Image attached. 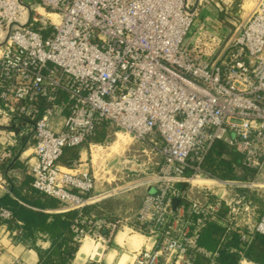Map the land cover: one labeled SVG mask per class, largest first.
I'll return each instance as SVG.
<instances>
[{"label":"built area","instance_id":"1","mask_svg":"<svg viewBox=\"0 0 264 264\" xmlns=\"http://www.w3.org/2000/svg\"><path fill=\"white\" fill-rule=\"evenodd\" d=\"M208 2L0 0V119L27 127L32 185L59 199L58 212H81L112 195L94 192L96 176L81 168V153L72 163L61 161L67 148L91 149L90 136L104 122L134 139L149 138L162 159L156 172L120 188L148 187L134 217L73 220L80 245L87 238L108 244L125 230L152 240L134 250L132 264H217L219 252L200 243L203 228L229 227L241 205L229 198L231 190L264 187L215 177L204 164L221 140L264 175V0L232 33L196 24ZM9 134L0 147L5 191L1 164L15 157L18 132ZM0 216L11 212L2 207ZM254 228L264 235V209ZM241 237L250 240L245 231ZM202 256L207 263L198 261ZM246 261L241 254L239 264Z\"/></svg>","mask_w":264,"mask_h":264},{"label":"trees","instance_id":"2","mask_svg":"<svg viewBox=\"0 0 264 264\" xmlns=\"http://www.w3.org/2000/svg\"><path fill=\"white\" fill-rule=\"evenodd\" d=\"M108 126L116 128L112 122L106 121L101 125L96 134L90 136V140L103 139L105 129ZM15 128L18 132H21L23 129L27 131V127L22 123L16 125ZM20 140L19 145L23 147L26 140L25 133L20 134ZM70 155H73L71 148H67L61 161H66L65 157H69ZM160 160L162 162L161 157ZM161 162H157V166ZM19 164L18 160L12 159L9 163L1 164V166L3 169L7 168L9 170L14 169ZM204 164L207 168L218 171L223 175H229L230 177L252 178L257 175L255 170L243 165L241 155L232 146L221 140L216 141L212 145ZM7 177L12 186L13 193L19 198L16 199L9 193L0 194V208L5 207L11 212V217L8 219L0 216V222H7L10 227L19 229L25 236H34V234L40 232L50 239V247L43 252L40 251L42 264H70L78 248V243L74 239L71 228L72 222L78 216H94L93 211L96 212L95 210L99 206L93 204L81 212L73 210L64 213L35 209L32 206L55 208L60 206L61 202L59 199L33 187L31 174L18 178L9 172L7 173ZM261 193L262 191L260 190L244 191L239 188L233 189L230 192L232 199H241V204L250 207V214L253 220L252 226L243 225L239 221V216L233 218L232 216L234 215H232L229 218V227L208 222L205 228H203L200 243L208 245L219 252L217 264H239L241 254H244L249 261L264 264V235L258 233L254 228L264 209V200ZM194 195L203 197L205 196V192L194 190ZM222 210V214L227 212V209ZM242 231H245L250 236L249 241L242 239ZM231 248H234V250H230ZM200 259L198 258V261Z\"/></svg>","mask_w":264,"mask_h":264},{"label":"crops","instance_id":"3","mask_svg":"<svg viewBox=\"0 0 264 264\" xmlns=\"http://www.w3.org/2000/svg\"><path fill=\"white\" fill-rule=\"evenodd\" d=\"M195 0H190V2H194ZM258 0H209V2L202 6L198 17L196 19L197 23H204L209 26L214 27L218 31H225V26L227 24L232 25V22H237L238 18L246 17L250 11L254 8L255 4ZM225 18V19H224ZM225 20H228L225 22ZM15 126L8 125L5 119H0V147L5 146L8 141V137L10 136L9 131ZM18 132V131H17ZM26 134L25 145L20 147V134ZM28 140V132L26 130H22L18 132L17 135V144L13 147L15 152L14 160H18L20 163L14 169H3L1 166L2 172L6 175L11 172L13 175L18 178L24 177V175L30 174L29 171V158L31 149ZM72 156L70 155L66 161H62L63 163H69L72 157H75L74 154L83 153L78 150L71 149ZM10 161L6 162L9 163ZM25 165V166H24ZM8 180V190L5 191L0 189V194L9 193L16 199L17 197L13 191L10 181ZM260 189L264 190L259 186ZM148 191V189H147ZM231 199V196H229ZM237 200L238 199H234ZM142 203V201H141ZM27 204V203H25ZM28 205V204H27ZM139 205L138 209L140 208ZM35 209L44 210L46 212H58L57 208H40L37 206H32ZM137 209V211H138ZM136 211V212H137ZM223 210L221 211V214ZM225 215V214H223ZM239 216V217H238ZM239 218V221L245 226H252L253 220L252 215L250 214V207L244 204L238 206L237 213L233 216V218ZM216 225L223 226L217 222H213ZM126 232H121L116 235V245L114 244L109 249L101 250L96 245L91 244V240L85 239L87 243H83L78 246L75 251L74 257L71 260L70 264H132L133 260V252L137 248L141 246L150 247L152 244V240L140 233L128 234L124 235ZM127 234V233H126ZM90 244H89V243ZM51 244V240L46 238L42 233H36L34 236H25L22 234L19 229L12 228L8 225L7 222H0V264H19L17 259H21L26 262L36 263L42 262V258L40 255V251L43 252L45 249L49 248ZM207 250L215 252L212 247L201 243ZM199 262L207 263L205 257H200ZM247 261H249L247 259ZM246 261V264L248 263ZM252 262V261H250ZM252 264H257L252 262Z\"/></svg>","mask_w":264,"mask_h":264},{"label":"rangeland","instance_id":"4","mask_svg":"<svg viewBox=\"0 0 264 264\" xmlns=\"http://www.w3.org/2000/svg\"><path fill=\"white\" fill-rule=\"evenodd\" d=\"M242 18L243 17L238 18L237 22L231 21L232 25L227 24V26H225L224 24L226 32L229 31L232 33L234 28L238 27V24ZM227 21L228 20H225V22ZM58 121L61 122L62 118L55 120V122ZM89 141L92 142L91 149L89 148V143H81L75 147H72L71 149L83 152L81 168L83 170L89 169L90 172L95 174L96 184L94 192L96 194H112L111 196L99 200L94 204L99 206V208L95 210L96 212L93 211V214H95L94 216L99 217L101 215L107 214L126 218L134 217L137 213L136 211L139 205L141 204L144 194H146L145 192H147L146 190L148 187H146V184H142L138 187L128 190L120 191V188H122V186L128 182L142 178L158 170L161 163L159 166H157V162H161V160L160 157L155 154V151H151L149 138L146 141L137 140L132 138V136L126 132L120 131L119 129L112 126H108L105 129V136L103 139H92ZM144 149H147V151L145 152ZM74 156L78 157L77 153ZM65 158L67 159L68 157ZM73 158L74 157H72L71 160ZM127 159L134 160L142 164V168L136 171L127 169L125 167V161ZM70 163H72V161H70ZM208 169L214 174L215 177H230L229 175H223L210 168ZM249 179L255 181H264V175H255ZM197 182L199 183L200 181H194V183ZM214 189L218 191L217 188ZM241 190H260L262 191L261 196L264 200V190L260 189V187L253 186L251 188ZM218 192H221V190ZM225 214L227 215V212H225ZM121 232L127 233H124V235L131 234L125 230H120L118 233ZM87 239L91 240L90 238ZM77 243L79 246L80 243ZM91 244L94 246L97 245L101 250H103V248L107 250L114 244L116 245V236L115 238H112L108 244L101 242L97 244V242L93 240H91ZM247 262V264H252L250 261Z\"/></svg>","mask_w":264,"mask_h":264},{"label":"water","instance_id":"5","mask_svg":"<svg viewBox=\"0 0 264 264\" xmlns=\"http://www.w3.org/2000/svg\"><path fill=\"white\" fill-rule=\"evenodd\" d=\"M125 167L127 169H130V170H133V171H136V170H139V169L142 168L140 163H138V162H136L134 160H129V159H127L125 161ZM178 202H179L178 199L174 200V205L176 206L178 204Z\"/></svg>","mask_w":264,"mask_h":264},{"label":"bare ground","instance_id":"6","mask_svg":"<svg viewBox=\"0 0 264 264\" xmlns=\"http://www.w3.org/2000/svg\"><path fill=\"white\" fill-rule=\"evenodd\" d=\"M84 242H86V241H84ZM84 242H83V243H84ZM83 243H82V244H83ZM82 244H81V245H82ZM242 264H246V262H244V263H242Z\"/></svg>","mask_w":264,"mask_h":264}]
</instances>
